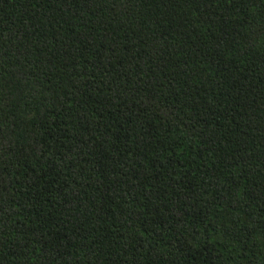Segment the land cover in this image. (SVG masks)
Here are the masks:
<instances>
[{"label":"trees","instance_id":"trees-1","mask_svg":"<svg viewBox=\"0 0 264 264\" xmlns=\"http://www.w3.org/2000/svg\"><path fill=\"white\" fill-rule=\"evenodd\" d=\"M0 264H264V0H0Z\"/></svg>","mask_w":264,"mask_h":264}]
</instances>
